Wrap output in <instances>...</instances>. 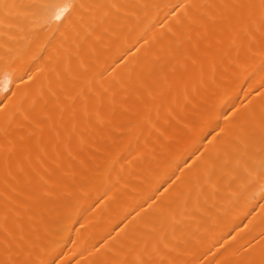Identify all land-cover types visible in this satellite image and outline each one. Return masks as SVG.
I'll return each mask as SVG.
<instances>
[{
	"label": "bare ground",
	"instance_id": "1",
	"mask_svg": "<svg viewBox=\"0 0 264 264\" xmlns=\"http://www.w3.org/2000/svg\"><path fill=\"white\" fill-rule=\"evenodd\" d=\"M0 264H264V0H0Z\"/></svg>",
	"mask_w": 264,
	"mask_h": 264
}]
</instances>
